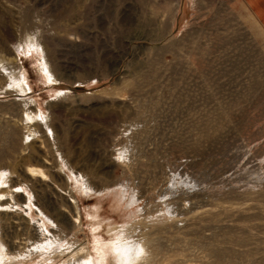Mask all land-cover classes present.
I'll return each mask as SVG.
<instances>
[{"label": "rangeland", "instance_id": "1", "mask_svg": "<svg viewBox=\"0 0 264 264\" xmlns=\"http://www.w3.org/2000/svg\"><path fill=\"white\" fill-rule=\"evenodd\" d=\"M226 8L0 0V264H264L262 38Z\"/></svg>", "mask_w": 264, "mask_h": 264}, {"label": "crops", "instance_id": "2", "mask_svg": "<svg viewBox=\"0 0 264 264\" xmlns=\"http://www.w3.org/2000/svg\"><path fill=\"white\" fill-rule=\"evenodd\" d=\"M228 3V8L231 9L233 13L237 17L239 16V11L237 12L235 9H246L248 14H251L253 19L260 25L258 33L261 35L260 42L263 47V54H264V0H226ZM260 29V30H259ZM262 29V30H261Z\"/></svg>", "mask_w": 264, "mask_h": 264}, {"label": "bare ground", "instance_id": "3", "mask_svg": "<svg viewBox=\"0 0 264 264\" xmlns=\"http://www.w3.org/2000/svg\"><path fill=\"white\" fill-rule=\"evenodd\" d=\"M46 74H47V73H46ZM119 250H121V249H119ZM122 250H123V253H124V254H127V250H128V248L125 247V245L123 246ZM107 264H108V262H107Z\"/></svg>", "mask_w": 264, "mask_h": 264}]
</instances>
